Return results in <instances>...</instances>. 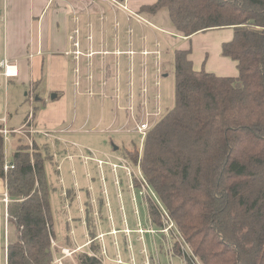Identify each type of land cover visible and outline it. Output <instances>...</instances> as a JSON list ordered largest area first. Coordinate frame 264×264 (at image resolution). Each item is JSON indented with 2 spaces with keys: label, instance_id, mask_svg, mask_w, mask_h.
Masks as SVG:
<instances>
[{
  "label": "trees",
  "instance_id": "1",
  "mask_svg": "<svg viewBox=\"0 0 264 264\" xmlns=\"http://www.w3.org/2000/svg\"><path fill=\"white\" fill-rule=\"evenodd\" d=\"M162 9L185 38L232 29L222 54L237 63L238 76L195 71L190 51L175 50V106L148 132L143 150L122 157L140 166L142 181L158 199L148 201L153 226L163 229L164 208L199 264H264V0H158L141 13ZM15 150L14 169L6 174L0 133V179L7 184V219L15 231L6 264H56V254L63 253L53 246L45 171L53 160L50 145L36 141L32 151L16 136ZM67 194L73 198V191ZM87 226L96 239L91 217ZM175 249L180 255L178 242ZM90 250L73 253L64 264H104L96 243Z\"/></svg>",
  "mask_w": 264,
  "mask_h": 264
},
{
  "label": "crops",
  "instance_id": "2",
  "mask_svg": "<svg viewBox=\"0 0 264 264\" xmlns=\"http://www.w3.org/2000/svg\"><path fill=\"white\" fill-rule=\"evenodd\" d=\"M157 1L0 0V62L5 58L11 60V65L14 66L13 71L16 73L14 76L6 77L4 75L5 69L0 72V94L3 92V86L8 87L5 96L7 101L4 106L6 107V114L4 115L0 111V120L7 116L6 127L10 131L21 130L26 125L27 127L23 130L28 131L31 125L40 131L55 133L58 138L55 145L42 135L32 137L34 142L37 141L40 145L45 143L50 145L53 157L51 162L57 165L61 181H63L62 164L64 161L67 162L68 160L70 161L69 164L73 165L74 184L73 189L69 190L73 191V198H68V190L64 195L69 202L76 200L80 206L78 220L83 228L84 240L76 238L75 226L70 227L76 220L72 219L69 214L67 217L68 230L60 240L56 237L53 246L61 250L69 249L74 253H84L91 252V245L96 243L100 247L104 264H107V259H109V248L106 244L108 237H110L115 254L111 259L115 263L118 256H120V260L122 259L118 237L124 240V250L128 255V262H131V259H135L131 244L133 233L138 234L136 241L142 243V253L148 251L144 245L145 235H152L154 240L157 235H161L145 233L142 236L138 233L139 221L136 212L140 213L137 209L135 210L137 229H132L128 224L123 206V208L121 207V216L124 225L123 230H121L122 228L119 229L122 234L115 237L118 233H111L114 228L117 230V226L114 224V218L111 214V205L105 185L106 180L103 176L104 168L109 165L99 168L97 163L92 160L83 161L81 156L102 161H108L109 158L115 164L118 163L114 162L113 159L121 156L96 153L79 145L76 140L82 132L110 134L125 131L132 127L131 123H127L128 95L132 92L129 86L131 80L129 69L130 65L133 64V77L137 83L136 75L141 70L139 64L143 58L136 55L133 59H129L126 55L115 56L114 53L126 52L130 49L136 52H140L142 49L153 51L159 45L164 54L163 68L166 69L170 55V51L166 48L168 45L174 47V51H190L189 57L195 71L205 70L219 77L238 76L237 63L222 54L223 45L233 39L234 31L232 29H226L229 32L224 36L219 32L208 31L188 38L182 37L176 34L174 27L159 26L154 21L155 14L141 13L143 7L154 5ZM76 30L79 31L77 41L80 43L82 53L94 54L93 58L84 57L81 59L84 74L88 73L85 67L86 63H94L95 81L90 86L95 92L94 96L87 94L89 87L87 80L80 81L79 87L75 86L76 78L73 73L74 42L72 37ZM105 53L108 55L103 56ZM102 61L107 66L110 78L105 89L100 87L99 68ZM116 62L120 63L119 68L115 67L114 63ZM149 71L152 73L151 64ZM166 72L162 76V80L168 77L169 74ZM116 77H119V81L116 80ZM152 80L153 77L150 78V84ZM134 92L137 93L136 88H134ZM101 94H105L106 97H101ZM135 99L137 102L136 97ZM31 113L33 119L28 124ZM0 125L3 127L2 124ZM27 135L29 134L27 133ZM11 136L13 153L16 151V136H20L22 142L27 144L24 136L18 134H11ZM55 152H58L57 158L54 157ZM76 159H79L84 166L86 189L80 188L76 180L74 169ZM91 164H94L97 172H99V182L102 185L101 193L97 195L94 193V179L89 172V165ZM111 173L116 177L115 185L119 188L117 172L114 173L111 169ZM126 177L128 178V191L132 201L136 203L138 196H141V191L136 188L134 179L131 180L127 175ZM85 190L87 195L85 203H82L80 193ZM137 191H139V195ZM6 195L8 196L7 184L0 179V203L4 205L5 220L8 222L7 209L9 203H5ZM119 197H121L120 190ZM88 217H91L94 222L96 231V239L94 240L89 235ZM111 221H113V225ZM140 223L143 228L149 229L148 223L146 225L142 224L141 221ZM105 224H107L106 231ZM126 230H129L130 233L126 234ZM161 236L162 239L168 240L165 235ZM9 237L10 231L6 225L4 230L5 253ZM119 252L120 254H118ZM71 259L73 258L56 254L55 263L59 264L57 261L62 260L61 263L64 264V261L69 262ZM145 261H147L146 256L143 264ZM150 264L156 263L154 260H150Z\"/></svg>",
  "mask_w": 264,
  "mask_h": 264
},
{
  "label": "rangeland",
  "instance_id": "3",
  "mask_svg": "<svg viewBox=\"0 0 264 264\" xmlns=\"http://www.w3.org/2000/svg\"><path fill=\"white\" fill-rule=\"evenodd\" d=\"M155 15L156 16H154L155 18L154 21L159 26H162L164 28L173 27L167 9H162ZM213 31L219 32L223 36L227 35V33L229 32L226 29L213 30ZM166 48L170 51V55L168 56V61L171 65L169 64V68L165 70L168 72L169 75L168 77H165L162 80V85L159 89L161 95L160 109L162 110L161 113L163 116H165L169 111H171L176 103L175 100L176 81H175V69L173 66L174 47H169L168 45H166ZM170 66L173 67L170 68ZM6 88L8 87L3 86V92L2 94H0V111L4 115L6 114V107L4 106L7 101L5 97ZM76 140L78 141L79 145L91 149L96 153L109 154L110 156L119 155L121 157L126 151L133 152L134 148L143 150V143H144V138L142 135L127 130L118 133L112 132L110 134L108 133L102 134L100 132L87 134L86 132H82V134L78 135ZM115 148H118V150H115ZM12 156H13V146L11 143L5 142V160L11 161L13 159ZM113 161L120 164L116 159H113ZM69 162L70 161L67 160V162L64 161V163L62 164L63 181H61L60 174L58 173L57 170V165H54L51 161H46L45 164V171H46L48 187H49L50 203L54 217L55 233H56V237L60 240V238H62L63 235L67 232L68 230L67 217L70 214L72 219L76 220L74 223L71 224L70 227L75 226L76 238L79 240H84L83 228L78 220L80 217L79 214L80 206L78 205L76 200L73 202L71 201L69 202L66 199V195H64V193L67 190L69 191L73 189V184H74V180H73L74 173L72 172L73 165L69 164ZM130 167L131 170L134 172V177H136L135 179L137 178L142 179L141 173L139 174L140 166H138V164L135 165L130 161ZM74 169H75L76 180L80 188L86 189L87 187V182L85 178L86 172L84 166L81 164V161H79V159H76L74 161ZM89 172L92 179H94L93 181L94 193L97 195L101 193V187H102L101 183L99 182V177H100L99 172H97L94 164L89 165ZM103 176L106 180L105 185L108 192V200L111 205L110 208L111 214L114 218V224L117 226V229L122 228L124 225V221L122 222V216H121L122 215L121 207L123 206L128 224L134 230L137 229L135 210L137 209L139 211L140 214H138V212L136 213L139 221L138 222L139 232L142 236L144 235V233H142L141 230L145 231L144 229L146 228H143V226H141L140 221L144 225H146V223L149 224V229L147 230L153 229L157 233H160L161 235H165L164 233H162V230L167 226L166 224L167 221L165 222V220H162L163 229L161 231L157 230L153 226L152 218L150 217L148 211L149 198H147V196H138L136 203L132 201L131 194L128 191V178L126 177L125 172L122 169H119L117 171V180L119 181V188L115 185L116 177L114 176V174L111 173V168L109 166H106L104 168ZM119 190L121 193V197H119ZM148 191L152 195L153 199H157V197L152 193L150 189H148ZM137 193L139 195V191H137ZM144 193L146 192L144 191ZM86 195H87L86 190L80 193L82 203H85ZM160 208H163V206L161 205ZM166 218L168 221H170L167 212H166ZM111 223L113 225V221H111ZM170 223L174 225L172 221H170ZM6 225L8 226V229L10 231L9 241H14L15 240L14 227H12L10 224H8V222H6L4 205L0 203V264H6V253H5L6 243L4 241V230ZM173 225H172L173 235H171V232H169V237H170L169 243H167V240L162 239L161 235H157L155 240L153 239L152 235L150 234L145 235L144 245L148 249V251H146L145 253H142L141 251L142 243L140 241H136V235L138 234L136 233L132 234L131 237L132 254L135 258L134 261L136 264H143L145 256L147 257L148 260H154L156 264H183L180 258L173 257L171 259V257L168 255L170 254L168 253V251L170 252V249H173V251H175L174 254H177L175 249V244L177 243L176 241L178 240V238L179 240L182 241L178 231H176L175 225L174 226ZM106 228H107V224H105V231L107 230ZM114 229L112 230L111 233L114 234L118 233L117 235H115V237L122 234L120 230L118 231ZM121 230H123V228ZM108 238L106 239L107 240L106 244L109 248L108 250L109 259H107V264H113L110 261V259L113 258L115 254L113 251V245H111L110 242V237ZM118 240H120L119 249L121 251V254L120 252L118 254L121 255L122 258L121 260L126 262L128 260V255L125 253L124 250L125 249V244L123 242L124 240H122L121 237H118ZM118 259H120V256H118Z\"/></svg>",
  "mask_w": 264,
  "mask_h": 264
},
{
  "label": "built area",
  "instance_id": "4",
  "mask_svg": "<svg viewBox=\"0 0 264 264\" xmlns=\"http://www.w3.org/2000/svg\"><path fill=\"white\" fill-rule=\"evenodd\" d=\"M79 34V31L74 32V36L72 37L73 39V46H74V52H73V59H74V76L76 78L75 80V86L79 87L80 86V81L82 80H87L89 83V87L87 90V94L89 96H94V90L92 89V84L95 81V74H94V63L93 62H88L86 63L85 67L88 70L87 74L83 73V67H82V58H93L94 54L93 53H87L84 54L82 53L80 49V43L77 41V35ZM108 53L103 54V56H107ZM115 56H121V55H126L129 59H133L136 55L141 56L143 58L142 62L139 64L140 67V72L137 73L136 75V80L137 83H135V78L133 77L134 75V65H130L129 72L131 73V80L129 82L130 89L132 90L131 94L128 95L129 98V103L127 106V112H128V124H132L131 128H128L127 131L135 132L143 136L144 140L148 134L164 117L161 113L160 109V87H161V80L162 76L165 74V68H163L164 60H163V52L160 49L159 45L156 46L155 50L153 51H148L147 49H142L140 52H136L133 49H130L126 52H121L118 51L114 53ZM116 68H119L120 63L116 62L114 63ZM150 64L152 65V73L149 71V66ZM5 69L4 75L6 77H11L14 76L16 73H14V66L11 65V60L8 58H5L3 61L0 62V72ZM99 73L101 75L100 78V87L101 88H106L108 85L109 81V76H108V70L106 64L102 61L101 62V67L99 68ZM1 74V73H0ZM153 77L152 83L150 84V78ZM116 80L119 81V77H116ZM117 88V87H116ZM134 88H136L137 93L135 94ZM101 97H106L105 94H101ZM137 98V102L136 99ZM33 119V114H30L29 117V123H31V120ZM0 124L3 125V128L0 130V133L4 136V140L7 143H10V136L11 134H18L24 136V138L27 140V144L30 146L31 150L33 151L34 147V139L32 136L35 135H42L45 139L49 140L53 145H55V141H57V137L55 136L54 132L51 131H45L42 130L40 131L39 129H35L31 125L29 126L30 129L28 131H24L25 127L22 128L21 130H16V131H10L7 127V116L3 117V119L0 120ZM24 129V130H23ZM27 133L29 135H27ZM54 157H58V152L54 153ZM81 159L83 161L87 160H92L95 163H97V166L99 168H102L104 165H109L114 173L117 172L119 169H123L126 172V175L133 180L134 179V172L131 170L130 167V162L123 158V157H116V160L120 164H115L113 163L109 158L108 161H102L98 160L96 158L88 157V156H81ZM11 169H14L13 165V160L8 161L5 160V165H4V172L7 174ZM139 174H140V168H139ZM141 182L142 190L140 192L141 196H147L149 199H153L152 195L149 193L148 189L149 187L147 184L142 181V179H139ZM133 182V181H132ZM133 188V186H131ZM148 188V189H147ZM144 191L146 193H144ZM154 200V199H153ZM9 197L6 195L5 197V203H9ZM162 220L167 221V226L162 230V233L165 234L167 237L168 243L170 242V237H169V232L172 234V223L167 220L166 218V213L160 209ZM174 226V225H173ZM145 231L141 230L142 233H151V234H160L154 231L153 229L147 230L144 229ZM126 234L130 233L129 230L125 231ZM138 233L140 234L139 230ZM181 237V236H180ZM182 239V237H181ZM183 241V242H182ZM177 240L181 247V254H174L175 251L173 249H170V252L168 251V254L171 259L173 257H178L181 259L183 264H199V262L196 260V258L193 256L192 251L190 250L189 246L184 242L182 239ZM53 245L54 242H53ZM62 253L64 257H72L74 252H71L69 249H62ZM174 254V255H173ZM93 255V254H92ZM59 264H62V260L57 261ZM117 264H124V262L117 257ZM130 264H136L134 259H131ZM145 264H150V260L147 259L145 261Z\"/></svg>",
  "mask_w": 264,
  "mask_h": 264
},
{
  "label": "water",
  "instance_id": "5",
  "mask_svg": "<svg viewBox=\"0 0 264 264\" xmlns=\"http://www.w3.org/2000/svg\"><path fill=\"white\" fill-rule=\"evenodd\" d=\"M115 150H118V148H115Z\"/></svg>",
  "mask_w": 264,
  "mask_h": 264
},
{
  "label": "bare ground",
  "instance_id": "6",
  "mask_svg": "<svg viewBox=\"0 0 264 264\" xmlns=\"http://www.w3.org/2000/svg\"><path fill=\"white\" fill-rule=\"evenodd\" d=\"M5 141V140H4ZM11 143V142H10Z\"/></svg>",
  "mask_w": 264,
  "mask_h": 264
}]
</instances>
